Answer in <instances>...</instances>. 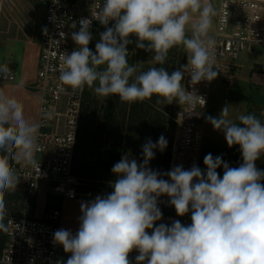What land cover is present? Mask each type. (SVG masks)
Here are the masks:
<instances>
[{
	"label": "clouds",
	"instance_id": "obj_1",
	"mask_svg": "<svg viewBox=\"0 0 264 264\" xmlns=\"http://www.w3.org/2000/svg\"><path fill=\"white\" fill-rule=\"evenodd\" d=\"M218 14L212 0H103L92 18H81L79 31L71 33L78 48L60 56L59 81L73 94L87 87L99 98L115 95L122 103L156 96L158 103L176 102L190 110L197 104L204 107L205 98L187 91L182 81L186 73L192 85L217 78L210 32ZM93 19L106 28L95 53L88 47ZM110 21L114 24L108 27ZM71 28H76L75 22ZM130 36L137 38L136 48L154 53L153 65H164L174 47L183 48L187 65L169 73L164 67L141 70L142 63L129 64ZM9 73V66L0 64V78L7 79ZM22 86L23 80L17 87ZM206 121L224 133L229 147L239 146L243 162L238 167L209 153L204 157L206 172L193 164L187 170L179 165L162 173L149 163L168 141L163 134L155 142L148 138L142 145V163L125 154L113 165L111 193L80 202L75 234L66 229L54 232L53 243L71 254L56 264H131L133 250L139 253L136 264H264V170L255 163L264 156V121L255 114L233 119L229 105ZM40 127L25 117L20 101L0 88V233L23 231L21 225L5 222V196L16 191L21 177L11 162L27 167L39 163ZM221 167L222 178L217 172ZM165 195L178 216L191 212L189 225L174 220L170 226H154L162 219L158 202Z\"/></svg>",
	"mask_w": 264,
	"mask_h": 264
},
{
	"label": "built area",
	"instance_id": "obj_2",
	"mask_svg": "<svg viewBox=\"0 0 264 264\" xmlns=\"http://www.w3.org/2000/svg\"><path fill=\"white\" fill-rule=\"evenodd\" d=\"M102 3L103 0H59L58 5L53 4V0L41 2L45 15L43 30L39 37L41 42L39 70L36 82L30 86V90L40 97L38 122L41 125L38 136L40 150L36 152L39 163L36 167H27L22 163L11 162L21 177L16 191L6 194L7 203L10 198L41 194L45 191L47 195L59 198L63 202L78 198L90 201L97 195L113 191L110 183L92 187L89 182L74 173L86 88L82 94H73L68 86L62 85L59 81L60 56L64 52L70 54L78 48L71 39V33L79 31L80 19H91V13L98 11ZM225 5L227 7H224ZM2 9L10 17L18 16L21 10H24L19 0H0V21L4 11ZM217 9L219 14L216 16L215 31L210 35L215 39L216 67L219 74L211 82L202 81L196 85H192L190 76L185 74L182 81L185 89L195 90L197 95L205 98L206 104L204 107L197 104L196 108L191 110L187 106L177 104L173 114L175 127L168 171L179 165L186 170L193 164L201 169L206 168L205 129L198 124L200 112L206 110L211 91L216 87L215 83L220 82L227 91L233 86V76L244 68L243 62L237 64L241 55L253 53L257 48H264L263 1L220 0ZM73 22L76 23L75 29L71 28ZM98 24L99 21L92 20L91 35ZM113 24L114 21H110L109 26ZM31 30L34 33L30 34L32 39L38 38L40 30L37 28ZM60 32L65 34L64 38H61ZM1 33L0 30V41ZM88 47L91 48V41ZM17 75V72L10 68L8 78H0V88L5 90L8 86L15 85L18 81ZM42 112L47 115H42ZM261 120L264 121V110L261 112ZM255 163L258 169L264 170V156ZM221 171L222 167L217 169V172ZM261 183L264 184V180ZM168 201L166 195L159 198L158 206L163 216L156 222L157 225L164 223L170 226L174 220L189 225L191 212L178 216ZM16 213L17 215L9 213L5 222L11 220L14 224L21 225L23 231L14 230L13 233L4 234L0 264H56L60 257L61 245L53 243V234L62 229V209H52L42 218L35 219L20 217L21 210H17ZM138 254L136 250L129 253L131 264H136L135 257Z\"/></svg>",
	"mask_w": 264,
	"mask_h": 264
},
{
	"label": "rangeland",
	"instance_id": "obj_3",
	"mask_svg": "<svg viewBox=\"0 0 264 264\" xmlns=\"http://www.w3.org/2000/svg\"><path fill=\"white\" fill-rule=\"evenodd\" d=\"M27 1H29V3L31 4L30 8L25 6ZM41 2L42 0H19V3H23L24 10H21V13L18 14V16L13 15L10 17L9 15L7 16V13L5 11L7 9L6 7L5 10L2 9L4 11L1 14L0 21V28L2 22L7 23L8 28H10L11 30L12 27L15 28L17 32L16 34L19 39H23L28 42L36 41L35 46H27L26 44H22L20 46L18 44L8 43L3 45L0 51V54L3 57V61L2 59H0V61H2V63L0 62L1 64L6 63L5 52L10 51L9 49L11 48V46H13V49L16 53L21 54V58L25 56L26 58L30 59L31 68L28 71L30 73L29 75L30 77L36 75V79L33 83L36 82L38 76L39 59L41 52V42L39 37L40 32H42L41 30H43L42 19L45 15V12L41 7ZM35 28L40 30H38L39 36L38 38L32 39L30 34L34 35V33L31 32V29ZM129 38L132 40V43L129 44V51H131L129 56H132V52H135L136 49L137 39L135 36H130ZM36 55L38 61L37 65L35 64ZM187 62L188 61L186 55V61L184 62V64L186 65ZM242 62L244 64V68L240 69V73H238L236 76H233L234 84L229 88L228 91L220 82L215 83L216 87L211 91L207 108L206 110L200 112L201 117L198 120V124L205 129V153H211L213 157L222 156L223 160L227 162L230 167H238L239 164L243 162L240 148L238 145L229 147L225 140L224 133L222 131L215 130L213 126L206 121V117H218L223 106L229 105L230 117L233 119L240 114H255L257 117L261 118V112L264 110V85L255 80V75H260L258 69L260 67H264V48H257L253 53H245L241 55L240 61L237 64H241ZM14 70L18 74V84L21 73H26L27 71H22L21 67H16L14 68ZM28 102L29 105L26 106H29L31 109V115L29 119L30 121L36 122L34 113L35 111H37L38 99L36 96L30 94V99ZM172 104L173 103H171V105ZM28 113L29 112L27 111V116ZM168 114H166V116L169 124L167 126V129L165 130V138L170 145V142H172L173 139V130L175 127L173 122L174 112L170 110L168 111ZM99 121L100 122H98V127L102 129L101 133L105 134L104 137H102L101 140V137L92 136L93 138H90L88 142H86L84 138L81 137L76 151L77 158L75 157L74 166V173L78 177H81V179L89 182L92 187L105 185V183H110L111 181H113V179L111 178L114 175L111 169L113 165L121 159L113 158L114 156H112L111 158L103 157L102 152H100L101 158L98 156L97 152H99L101 146H103L104 143L108 142V137L106 136L107 131H105L106 123L102 118H99ZM124 143H128V140L126 138H124ZM88 156H90V158H88ZM202 170L206 172V168ZM218 173L222 178L223 171ZM49 197L50 195H47V192L45 191V193L41 194L10 198L9 200H7L9 201V213L17 215V210H21L22 214H19L21 215L20 217H25L28 219L40 218L42 213L45 215L48 211L52 210V208H48ZM78 199L86 200L84 198ZM44 203L46 204L45 207ZM154 226H158L157 223ZM147 231L149 232V234L151 233V230Z\"/></svg>",
	"mask_w": 264,
	"mask_h": 264
},
{
	"label": "trees",
	"instance_id": "obj_4",
	"mask_svg": "<svg viewBox=\"0 0 264 264\" xmlns=\"http://www.w3.org/2000/svg\"><path fill=\"white\" fill-rule=\"evenodd\" d=\"M108 27L111 26L108 25ZM105 30V26L101 24L95 26L92 35L93 44L91 43L90 48L93 53H95V44L100 41V34ZM129 47L130 45L127 46L129 52L127 59L129 64L142 63L141 70H147L148 68L155 66L164 67L169 73H171L178 69L182 70V66L185 65L186 53L183 51L182 47H174L171 49L164 65H153L150 61L154 53L147 52L143 49L136 48L135 52H132L133 55L129 56L131 53ZM258 72L264 74V67H260ZM177 104L178 103L176 102H173L172 105L158 103L156 96L143 102L122 103L118 96L114 95L106 99L99 98L93 93L91 88L86 87V102L77 148L81 137H83L86 142L93 137H101L102 140V137H104L105 134H102V129L98 127V122H100L99 118H102L106 123L105 131H107L106 136L108 137V142L101 146L99 152H97L98 156L100 157V152H102L103 157L111 158L114 156L113 158L120 159L121 156L129 154L130 158H134L138 163H142V145L148 138H151V140L155 142L161 134L165 136V130L169 124L166 114H168V111L170 110L175 112ZM124 138L128 140L127 144L124 143ZM172 144L173 139L163 152H160L159 150L156 151L155 158L149 163L150 168L162 173L168 171L169 155L172 149ZM75 157L77 158V152ZM88 158H90V156H88ZM115 178L114 175L111 179L114 181ZM163 178L166 179L167 177L165 176ZM55 199L56 198L53 196L49 197L48 208H52L51 203ZM4 241L5 236L3 233H0V250L3 248Z\"/></svg>",
	"mask_w": 264,
	"mask_h": 264
},
{
	"label": "crops",
	"instance_id": "obj_5",
	"mask_svg": "<svg viewBox=\"0 0 264 264\" xmlns=\"http://www.w3.org/2000/svg\"><path fill=\"white\" fill-rule=\"evenodd\" d=\"M25 1V0H24ZM256 1H263L264 0H256ZM213 4L216 6V8H218L219 4H220V0H212ZM23 5V3H22ZM25 6L27 7H31V4L29 3V1L26 2ZM43 21V19H42ZM42 24V23H41ZM215 27H216V17L213 18V28L210 32V34H213L215 31ZM1 41H0V51L3 45L11 43V44H18V45H22V44H26L27 46L31 45V46H35L36 45V41L35 42H28L25 41L23 39H19V37L17 36V32L16 29L12 27V30L10 28H8L7 23L2 22L1 24ZM190 31V29H189ZM38 47V46H37ZM10 51L5 52V64H7L10 68L14 69V68H19L21 67L22 71L24 70V72L26 73H21L20 78H19V83L21 80H23V86L22 87H17V85L19 84H15V85H10L8 86L5 91L7 93H9L10 95L14 96L17 100H19L23 105H24V115L27 119H29L30 117V107L26 106L29 105V99H30V94L34 95L37 97L38 99V106H37V111H35L34 113V117H36V123L39 122V105H40V97L37 93L33 92L30 90V86L33 85L34 81H35V76L30 77V73L28 72L29 69L31 68V61L30 59L26 58L25 56H23L22 58L20 57L21 54L20 53H16L13 49V46H11V48L9 49ZM0 59H2L3 61V57L0 54ZM2 61H0L2 63ZM37 55L35 57V64L37 65ZM0 63V64H1ZM10 64V65H9ZM255 80L259 83H262L264 85V74H260V75H255ZM27 111L28 116H27ZM30 120V119H29ZM81 201H89V200H82V199H78V200H69L66 202H63L61 199L56 198L51 204H52V209H62L63 211V221H62V229H66V230H71L73 232V234H75V232L78 230L79 228V220L78 217L81 215L80 212V202ZM45 203H44V207H45ZM43 213L41 215L40 218L43 217ZM71 254L70 253H65L63 247L61 246L60 249V257L59 260H63L66 261L69 256Z\"/></svg>",
	"mask_w": 264,
	"mask_h": 264
},
{
	"label": "water",
	"instance_id": "obj_6",
	"mask_svg": "<svg viewBox=\"0 0 264 264\" xmlns=\"http://www.w3.org/2000/svg\"><path fill=\"white\" fill-rule=\"evenodd\" d=\"M170 156V155H169ZM170 158V157H169Z\"/></svg>",
	"mask_w": 264,
	"mask_h": 264
}]
</instances>
